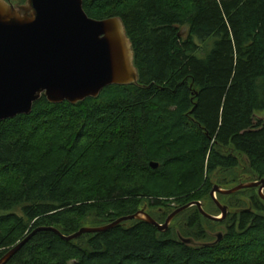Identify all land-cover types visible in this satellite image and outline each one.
Instances as JSON below:
<instances>
[{"label":"trees","instance_id":"trees-1","mask_svg":"<svg viewBox=\"0 0 264 264\" xmlns=\"http://www.w3.org/2000/svg\"><path fill=\"white\" fill-rule=\"evenodd\" d=\"M82 4L93 20L122 22L138 82L76 105L42 96L30 115L0 122V258L38 228L68 237L144 207L163 224L189 203H210L212 179L242 158L264 177V0ZM248 200L264 213L257 196ZM239 210L208 248L134 220L71 242L37 233L7 264H264V215ZM191 219L179 234L209 243Z\"/></svg>","mask_w":264,"mask_h":264},{"label":"water","instance_id":"water-1","mask_svg":"<svg viewBox=\"0 0 264 264\" xmlns=\"http://www.w3.org/2000/svg\"><path fill=\"white\" fill-rule=\"evenodd\" d=\"M133 60L122 22L118 18L101 21L89 18L82 0H26L21 5L0 0V122L30 115L42 96L52 105L64 102L76 105L96 99L105 88L137 84ZM150 167L157 169L158 165L151 163ZM249 189H258L259 198L264 201V180L239 184L230 190L212 188L211 197L221 218L207 215L201 204L194 202L173 211L163 224L147 215L144 207L133 216L102 227L81 228L68 237L53 228H38L8 250L0 258V264H7L40 232H51L71 242L82 235L104 233L136 220L164 233L176 216L193 206L205 219L221 222L227 216V207L221 206L214 195L230 196ZM222 239L223 234L218 233L213 243H197L178 234L180 243L188 247L208 248Z\"/></svg>","mask_w":264,"mask_h":264},{"label":"rangeland","instance_id":"rangeland-1","mask_svg":"<svg viewBox=\"0 0 264 264\" xmlns=\"http://www.w3.org/2000/svg\"><path fill=\"white\" fill-rule=\"evenodd\" d=\"M9 2L12 5H21V3L18 0H9ZM186 31H187L186 27L181 29V35L183 37H185ZM256 118L257 119H261V120L264 121V113H258L256 115ZM251 174L253 176H250ZM215 177L217 178V182H216V179H212V181L214 182V185H218V184L223 183V184H225V186H222V188H224V190H230V189H232V188H234V187H236V186H238L239 184H242V183L246 184V183H250V181L251 182H256V181L259 182L260 180H264V177L258 179L257 175L255 177L254 173H252V172L250 173L249 164H248V162H246V159H241V167H240V169L237 170L236 172H233V174H223L221 172L218 175H215ZM222 178H224L225 181L221 180ZM246 178L248 179V181H245ZM240 192L236 193V196L232 197V198L230 197L232 195H230V196H222L221 195V197L216 195L215 198L218 199V201L220 202L221 205H224V206L226 205L227 206L229 204L232 207L231 204L235 205L237 203V206L235 208L236 210L247 209L248 208L247 199L254 198L255 196H257L256 190L249 189V190H242ZM263 194H264V191H263ZM233 195H235V194H233ZM226 197H229V198H226ZM259 200L261 201V204L264 205V201H262L261 199H259ZM206 205H207L206 208H204L206 213H208L210 215H213V216H217L219 214V211L213 206V204L211 202L210 203H206ZM194 209L195 208H192V209L188 210L187 213L184 216L177 217L176 219H174V221L171 223V228L173 229L174 232H176V230H178L180 228V226L181 227H182V225L185 226L186 223L183 222L184 218H188V219L192 218L191 222H190V224L192 223L191 225H193L195 222L198 223V228H197V226L194 225L193 229L197 228V230L200 231V232H201V221L205 225V229L211 230V231H215V228L216 227L218 228V226L227 227L229 224L232 223L231 219H228L227 222H225L224 224H221V225H217V224H214V223L209 222V221H208L209 223L205 222L207 220L204 219L205 221H203V218H201V220H198V218H196L195 213L193 211ZM146 210L147 209L145 207V212H146ZM229 210H230V212H232L234 209L231 208ZM252 211H253L252 213L255 214V215H262V216L264 215V213H262V212H258L256 210H252ZM217 218H221V215L219 214V216H217ZM234 223H232V224H234ZM188 229L190 231L191 228H188ZM214 234H215V232H214ZM203 240H206V239H203Z\"/></svg>","mask_w":264,"mask_h":264},{"label":"flooded vegetation","instance_id":"flooded-vegetation-1","mask_svg":"<svg viewBox=\"0 0 264 264\" xmlns=\"http://www.w3.org/2000/svg\"><path fill=\"white\" fill-rule=\"evenodd\" d=\"M262 123V125H264V121L263 120H260ZM223 152H227L226 150L225 151H223ZM233 153V152H232ZM232 153H231V155H232ZM242 159H244V158H242ZM246 162H248L247 160H246ZM245 181H248V179L246 178L245 179ZM261 181V180H260ZM257 182V181H256ZM250 183H254V182H251L250 181ZM243 184V183H242ZM214 186H218V185H214ZM213 186V187H214ZM212 187V188H213ZM218 187H220V186H218ZM221 188V187H220ZM212 190V189H211ZM221 190H224L223 188H221ZM251 190H256V194H257V196H258V198H259V195H258V189H251ZM263 191H264V189L262 190V194H263ZM221 196V195H219V194H215L214 196ZM264 195V194H263ZM209 198H210V201H211V203L213 204V206L219 211V209L217 208V206H216V204L214 203V200L212 199V197H211V192L209 193ZM260 199V198H259ZM216 200H217V202L220 204V202L218 201V199L216 198ZM192 203H194V202H192ZM190 204V203H189ZM201 210L204 212V213H206V211L204 210V208H206V203L205 202H202L201 201ZM221 205V204H220ZM247 205H248V208H247V210L248 209H250V211L248 212V213H250L251 212V210H252V208H253V206H252V204L249 202V200L247 199ZM211 206V205H210ZM221 206H224V205H221ZM225 207H227V216H226V218L223 220V221H226V220H228V219H230L232 216H234L237 212H241V210H236L235 211V209L234 208H232V209H234L232 212H230V210L229 209H231V207L230 206H226L225 205ZM192 208H196L195 206H193V207H190L189 209H187V210H190V209H192ZM197 209V208H196ZM186 210V211H187ZM197 211H198V209H197ZM199 212V211H198ZM207 215H209V216H211V217H215V218H217V216H219V214H220V211H219V214L217 215V216H213V215H210V214H208V213H206ZM221 215V214H220ZM201 216V218H203V219H205L202 215H200ZM177 217V216H176ZM175 217V218H176ZM174 218V219H175ZM167 219V218H166ZM173 219V220H174ZM172 220V221H173ZM205 220H207V219H205ZM207 221H209V222H212V223H214V224H217V225H219L221 222H214V221H210V220H207ZM172 223V222H171ZM170 226H171V224H170ZM221 229V230H220ZM214 232H215V234H214ZM226 232V227L225 226H218V228L216 227L215 228V231H211V230H207V229H205V225L203 224V222L201 221V238L202 239H205V236H207L208 237V239L209 240H211L209 243H213L214 241H215V235L216 234H218V233H221V234H223V236H224V233ZM176 236H177V238H178V234H179V232H178V230H176ZM201 243H206L205 241H201Z\"/></svg>","mask_w":264,"mask_h":264}]
</instances>
